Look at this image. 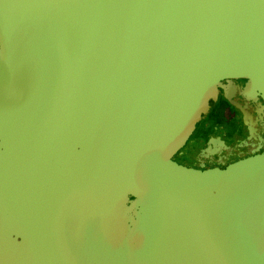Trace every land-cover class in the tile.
Returning <instances> with one entry per match:
<instances>
[{
	"label": "water",
	"instance_id": "water-1",
	"mask_svg": "<svg viewBox=\"0 0 264 264\" xmlns=\"http://www.w3.org/2000/svg\"><path fill=\"white\" fill-rule=\"evenodd\" d=\"M225 79L264 112V0H0V264H264V150L173 159Z\"/></svg>",
	"mask_w": 264,
	"mask_h": 264
},
{
	"label": "flooded vegetation",
	"instance_id": "flooded-vegetation-1",
	"mask_svg": "<svg viewBox=\"0 0 264 264\" xmlns=\"http://www.w3.org/2000/svg\"><path fill=\"white\" fill-rule=\"evenodd\" d=\"M244 86V79H225L219 84L216 102L174 155L176 162L205 169L264 150V112L245 94Z\"/></svg>",
	"mask_w": 264,
	"mask_h": 264
},
{
	"label": "bare ground",
	"instance_id": "bare-ground-1",
	"mask_svg": "<svg viewBox=\"0 0 264 264\" xmlns=\"http://www.w3.org/2000/svg\"><path fill=\"white\" fill-rule=\"evenodd\" d=\"M74 247H71V246H69L68 244H66V243H63V257L66 255V253H67V251L70 249L71 250V252H74L75 254H77V252L75 251V248L77 247V246H75V245H73ZM105 248H108V247H105V246H103V249H104V253H103V255L104 254H106V253H108V259H107V261H110L111 260V258H115V257H113V254L115 253V252H112V249L111 250H109V252H107L106 251V249ZM80 250V252H81V254L79 255V259L81 260L82 258L86 261V262H84V264L86 263V264H92V258L90 257L91 255L93 256V255H96V256H98L100 253H101V249L100 248H97V249H94L93 250V252L94 253H88L85 257H84V253H83V248H81V249H79ZM113 251H114V249H113ZM119 252H116V256H117V254H118ZM119 257V256H118ZM79 259H77V258H75L74 259V261L73 262H77V261H79ZM64 258H63V264H65V262H64ZM103 264H108V262H105V263H103Z\"/></svg>",
	"mask_w": 264,
	"mask_h": 264
},
{
	"label": "rangeland",
	"instance_id": "rangeland-1",
	"mask_svg": "<svg viewBox=\"0 0 264 264\" xmlns=\"http://www.w3.org/2000/svg\"><path fill=\"white\" fill-rule=\"evenodd\" d=\"M213 147V146H212ZM216 153V152H215Z\"/></svg>",
	"mask_w": 264,
	"mask_h": 264
}]
</instances>
